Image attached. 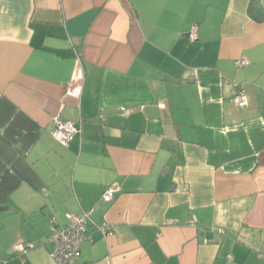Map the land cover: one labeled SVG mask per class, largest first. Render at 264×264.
Listing matches in <instances>:
<instances>
[{
	"label": "crops",
	"instance_id": "obj_1",
	"mask_svg": "<svg viewBox=\"0 0 264 264\" xmlns=\"http://www.w3.org/2000/svg\"><path fill=\"white\" fill-rule=\"evenodd\" d=\"M250 1L0 0L1 264H56L50 221L66 212L89 219L77 264H264Z\"/></svg>",
	"mask_w": 264,
	"mask_h": 264
},
{
	"label": "built area",
	"instance_id": "obj_2",
	"mask_svg": "<svg viewBox=\"0 0 264 264\" xmlns=\"http://www.w3.org/2000/svg\"><path fill=\"white\" fill-rule=\"evenodd\" d=\"M190 39H197V25H193L189 33ZM241 64L247 63L244 60L239 61ZM234 102L238 105L246 103V95L240 91L234 97ZM77 132V127L67 122L59 125L54 132V137L66 144L72 135ZM116 188L114 185H109L103 192V199L110 201L114 197ZM65 217L67 224L65 226L55 225V220L51 219V233L48 237V242L51 244L50 254L56 261V264H77L80 256V246L83 240L90 239L87 229L89 226V219L86 213L66 212ZM194 223V219L190 220ZM96 227L103 235L111 233V227L106 222L96 224ZM14 250L21 253L33 248L32 243L17 242L13 245ZM1 264V261H0Z\"/></svg>",
	"mask_w": 264,
	"mask_h": 264
},
{
	"label": "trees",
	"instance_id": "obj_3",
	"mask_svg": "<svg viewBox=\"0 0 264 264\" xmlns=\"http://www.w3.org/2000/svg\"><path fill=\"white\" fill-rule=\"evenodd\" d=\"M249 14L258 21L264 20V8L255 0H251L248 7Z\"/></svg>",
	"mask_w": 264,
	"mask_h": 264
}]
</instances>
